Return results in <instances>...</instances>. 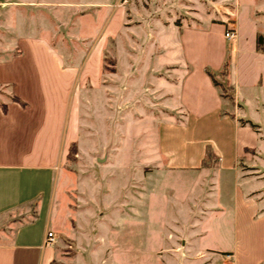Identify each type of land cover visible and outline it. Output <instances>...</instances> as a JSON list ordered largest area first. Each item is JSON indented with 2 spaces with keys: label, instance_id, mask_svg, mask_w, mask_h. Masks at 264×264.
Instances as JSON below:
<instances>
[{
  "label": "rangeland",
  "instance_id": "374dc122",
  "mask_svg": "<svg viewBox=\"0 0 264 264\" xmlns=\"http://www.w3.org/2000/svg\"><path fill=\"white\" fill-rule=\"evenodd\" d=\"M120 12L123 23L119 20L116 25ZM22 16L69 61L79 54L84 59L96 46L101 53L98 82L92 84L94 71L91 79H79L73 92L78 113L75 153L65 158L54 178L50 224L56 235V263L250 264L260 257L264 250V145L238 158V169L248 180L243 199L258 206L252 216L253 207L236 203L229 173L218 178L214 167L164 168V159L154 150L158 138L150 133L153 124L145 114L149 109L158 117L168 113L165 95L148 89L156 73L152 84L159 87L160 79L173 72L169 63L154 69V63L165 62L163 44L169 34L163 31L159 37V27L172 23L200 29L219 23L224 33L233 25L244 50L264 58V0H0L2 43L13 46L22 35L13 30L22 24ZM225 41L224 63L213 72L229 94L225 100L231 111L233 45ZM133 55L139 58L135 61ZM256 62L243 56V80L256 72L260 65ZM93 66L94 52L82 63L85 71ZM135 67L136 71H130ZM105 88L109 97L102 92ZM13 101L10 88L0 86L2 111ZM250 127L264 140V123ZM239 139L255 142L253 133L244 130ZM14 225L0 222V243L10 239Z\"/></svg>",
  "mask_w": 264,
  "mask_h": 264
},
{
  "label": "crops",
  "instance_id": "0c3cea01",
  "mask_svg": "<svg viewBox=\"0 0 264 264\" xmlns=\"http://www.w3.org/2000/svg\"><path fill=\"white\" fill-rule=\"evenodd\" d=\"M121 15L120 12L116 25ZM113 16L107 23H111ZM119 22L122 24L123 19ZM233 27L236 30V38L231 42L234 109L227 110L226 98L220 96L219 89L205 71L207 67L217 72L224 63V25L211 23L198 29L171 23L158 28L159 37V33L166 31V35L169 31L163 44L167 50L164 52L165 62L153 65L158 70L169 63L173 72L167 75L168 78L160 79L159 87L152 84L159 73L154 78L151 75L148 87L152 91L159 89L160 94L165 95L163 100L168 113L158 117L149 109L145 118L148 117L149 123L153 124L150 133L158 138L154 150L157 149L159 157L164 159V168L168 171L200 169L205 147L210 145L220 158L218 166L213 168L216 176L220 178L226 173L232 176L236 203L240 201L253 207V216L258 212V206L251 199H243L248 180L238 169V158L248 149L264 145L260 133L248 125L262 126L264 123V64L261 62L264 58L254 51L244 50L237 28ZM13 30L22 34L13 46L0 40V86L9 87L12 96L17 98L7 104L5 112L0 108V222L15 225L10 227V239L0 243V264H57L54 244L44 243L48 230H53L50 211L54 178L67 157L70 144L77 143L78 139V113L74 100L72 102L73 92L79 79L84 76L91 79L94 71L92 84L98 82L102 74L101 53L98 46L90 49L84 59L94 52L96 66L85 71L81 54L69 61L68 56L56 50L50 38L37 26L30 22L26 24L24 16L20 27ZM14 48L20 52L13 53ZM243 56L255 59L256 65L260 64L247 81L241 75ZM132 58L136 61L139 57L133 55ZM122 73L125 75L124 70ZM118 76L121 77L119 69ZM102 92L109 97L107 88ZM149 103H152L151 99ZM158 123L161 125L157 131ZM241 130L253 133L255 142L240 141ZM35 222L41 225L35 227ZM260 261H264V250L250 264ZM218 264L222 263L218 261Z\"/></svg>",
  "mask_w": 264,
  "mask_h": 264
},
{
  "label": "trees",
  "instance_id": "16d2710c",
  "mask_svg": "<svg viewBox=\"0 0 264 264\" xmlns=\"http://www.w3.org/2000/svg\"><path fill=\"white\" fill-rule=\"evenodd\" d=\"M258 41H259V39H258ZM205 71L208 74V76L210 77V79L212 80V83L214 84V86H216L219 89L220 96L222 98H228L229 96H227V95H229V94L227 92L225 93V91L221 87V83L215 79L214 72L210 68H207V67H206ZM225 74L226 75L228 74L227 70L225 71ZM15 100L17 101V98H15ZM231 101H233V97L231 98ZM230 116L233 118V116L231 114H230ZM249 124H250V126L251 125L255 126V124H252V123H249ZM73 153H75V142L70 144L67 157H70V155ZM219 159H220L219 156L215 154L212 147L210 145H206L205 154H204V157L202 159L201 167H206V168L216 167L219 164Z\"/></svg>",
  "mask_w": 264,
  "mask_h": 264
},
{
  "label": "built area",
  "instance_id": "2783aa9c",
  "mask_svg": "<svg viewBox=\"0 0 264 264\" xmlns=\"http://www.w3.org/2000/svg\"><path fill=\"white\" fill-rule=\"evenodd\" d=\"M223 34H224V38L229 42H233L236 38V30L231 25L226 27ZM55 242H56V236L52 231L48 230V232L46 233L44 243L46 245H53Z\"/></svg>",
  "mask_w": 264,
  "mask_h": 264
}]
</instances>
